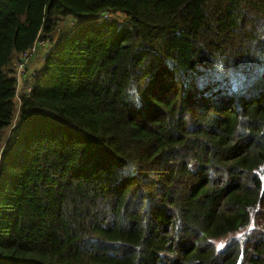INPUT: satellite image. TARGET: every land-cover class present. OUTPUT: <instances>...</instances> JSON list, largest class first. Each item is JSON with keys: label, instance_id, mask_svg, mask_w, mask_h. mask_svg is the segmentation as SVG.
<instances>
[{"label": "trees", "instance_id": "obj_1", "mask_svg": "<svg viewBox=\"0 0 264 264\" xmlns=\"http://www.w3.org/2000/svg\"><path fill=\"white\" fill-rule=\"evenodd\" d=\"M0 264H264V0H0Z\"/></svg>", "mask_w": 264, "mask_h": 264}, {"label": "rangeland", "instance_id": "obj_2", "mask_svg": "<svg viewBox=\"0 0 264 264\" xmlns=\"http://www.w3.org/2000/svg\"><path fill=\"white\" fill-rule=\"evenodd\" d=\"M116 20H121L119 15L109 16ZM51 47V42L41 43L38 48L29 51L27 54L20 56L14 61L12 70L13 75L18 82L17 93L21 94L26 91H30V80L31 76L39 69L42 65V61L45 55L48 53V49ZM27 79V80H26ZM18 98L15 102L18 105ZM223 243L217 245V247H222Z\"/></svg>", "mask_w": 264, "mask_h": 264}, {"label": "built area", "instance_id": "obj_3", "mask_svg": "<svg viewBox=\"0 0 264 264\" xmlns=\"http://www.w3.org/2000/svg\"><path fill=\"white\" fill-rule=\"evenodd\" d=\"M41 43H45V42H43V41H42V42H39V44H38V45H35L31 50L38 48L39 45H40ZM31 50H30V51H31ZM49 50H50V48L48 49V52H49ZM29 90H30V89H29Z\"/></svg>", "mask_w": 264, "mask_h": 264}]
</instances>
